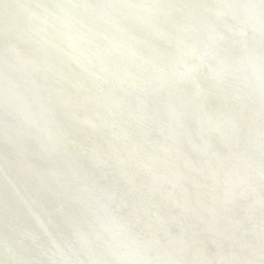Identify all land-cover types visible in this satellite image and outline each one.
Segmentation results:
<instances>
[{
  "label": "bare ground",
  "instance_id": "bare-ground-1",
  "mask_svg": "<svg viewBox=\"0 0 264 264\" xmlns=\"http://www.w3.org/2000/svg\"><path fill=\"white\" fill-rule=\"evenodd\" d=\"M0 264H264V0H0Z\"/></svg>",
  "mask_w": 264,
  "mask_h": 264
},
{
  "label": "rangeland",
  "instance_id": "rangeland-1",
  "mask_svg": "<svg viewBox=\"0 0 264 264\" xmlns=\"http://www.w3.org/2000/svg\"><path fill=\"white\" fill-rule=\"evenodd\" d=\"M193 61V60H192ZM194 62H196V61H194Z\"/></svg>",
  "mask_w": 264,
  "mask_h": 264
}]
</instances>
